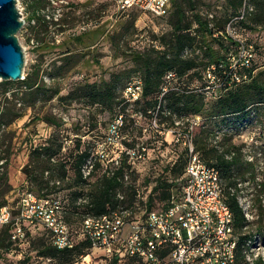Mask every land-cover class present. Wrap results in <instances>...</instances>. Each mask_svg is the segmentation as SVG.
Here are the masks:
<instances>
[{"label": "trees", "instance_id": "obj_1", "mask_svg": "<svg viewBox=\"0 0 264 264\" xmlns=\"http://www.w3.org/2000/svg\"><path fill=\"white\" fill-rule=\"evenodd\" d=\"M44 1L33 0L29 7L31 13L30 21H34L31 27L37 33L42 30H46L47 32L50 25V18L40 13L42 9L46 8ZM228 1L232 10L237 12V15L244 0ZM192 2L189 0L190 5L195 9ZM180 3H182V0H173L169 13L166 15L168 16L171 13L173 6L172 15L174 20L172 21V30L162 35L159 39L167 47L161 52L152 50L151 54L135 53L134 63L137 64V68L134 71L137 73L126 81L123 90L129 82L139 78L143 85L142 94L132 105L144 103L142 110L145 114L149 115L151 113V117L161 115V112L167 108L179 111L180 115L190 111L191 113L206 117L205 120L209 121L211 127L197 134L195 148L203 161L218 168L221 176L228 180L226 187L223 188V196L233 213L234 227L237 233L246 227L249 221L239 203L238 193L240 188L237 187L238 182L236 179L242 178V182L247 181L244 176L246 173H250L249 179L255 182L257 175L254 173V167L251 163L248 164L250 170L243 171L244 166L238 157H234V150H221L217 144L209 145L202 134L206 132V134L213 137L216 133L220 132L222 137L225 135L229 136L233 131L247 129L257 122L259 106L264 104V81L260 77V73L264 74V71L257 73L256 59L258 56V45L256 42L244 37L243 34H246V31H257L258 28L264 25V0H252L253 9L247 13L244 19L238 21L236 25V37L226 33L225 26H211L210 22L203 18L199 12H195L193 20L189 21L186 11ZM133 9L138 8H132L127 11L129 12ZM63 16L57 20V25L67 24L65 22L66 14ZM193 22L197 24L194 32L192 31ZM238 26L241 29H238ZM242 29L244 33L241 32V36L238 33ZM64 30L61 27L59 31L63 32ZM197 34L200 35L202 44H204L202 46L206 63L204 64L203 71H199L198 69V59L182 58L185 48L196 42ZM84 38V34H79L74 38V41L81 43ZM238 39H242L246 44L252 45L253 58L247 66L234 69L230 67L229 57L237 52ZM65 43L64 41L56 44L54 40L45 45L44 48L61 47ZM42 44V40H37L35 43L37 46H42ZM78 57L79 54L75 45L73 47L66 46L58 52V61L53 64L51 71L47 73L49 79L53 81L52 84H48L44 80L42 69L36 64L28 73H25L24 79L17 81L2 80L0 82V152L2 154L0 155V209L8 207L10 211L9 220L0 226V254L11 251L15 244L24 243L28 235L27 227H40L45 229L49 234V241L42 238L35 247L36 255L42 259L55 260L58 264H73L79 257L88 255L89 250L92 248L91 242L84 237L82 239L75 238L73 248L58 249L53 244L51 233L48 229L30 224L21 217L20 200L18 202L19 213L13 216L8 199L6 198L7 193L13 188L9 182L7 170L13 139L10 134L11 132L7 129L15 120L22 117L28 108L34 109L35 104L40 99V94L44 95L46 101L57 98L59 102L66 105H71L74 102L83 103L90 109L92 114L102 110H114V118L119 115L123 116V128H125V109L130 104L126 103L123 98V90L122 97L120 98L119 96L118 89L122 81V77L119 74L100 82H82L67 93H63V88L55 82V79L64 77L67 74L73 60L77 64ZM210 65H215L216 67L215 74L218 79V86L216 91H211V94H208V82L205 74L206 69ZM171 73H174L175 77L168 79L167 75ZM196 77L200 78L202 83L197 88H191L186 83L187 78L194 79ZM236 77H239L240 80L236 81ZM172 80L177 81L176 83H179L178 86L175 85L176 87H174L171 85ZM164 88L167 91L162 96ZM208 98L211 99L209 102L207 101ZM33 119L42 120L56 127H60L62 124L61 119L51 112L43 114L35 112ZM93 127H96V125H93ZM6 139L9 141L4 150L2 141ZM93 148L82 146L81 142L78 141L74 148L70 152H67V156L63 157L60 155L63 143L60 141L58 134L53 133L45 141L32 145L28 162L22 169L29 187L32 188L28 192L35 194L37 197H48L50 194L60 195L58 193L62 188H78L73 193L75 196L72 204L66 208V211H68L67 215L64 212V217L68 224L69 215H77L81 223L84 214H103L110 209L117 208L119 205H126L127 202L132 203L135 199L134 186L129 185L128 188H125L126 181L124 180V176L126 173H129L130 168L126 159L123 161L121 167L114 171L113 175H108L101 168L103 173L94 182L93 189L88 190L87 188H83L89 184L90 178L98 168L102 167L99 159H96L95 168L91 176L88 179L83 178L81 168L93 153ZM5 151H7V155L3 154ZM228 154L233 155L231 158H227ZM177 162L170 168V172L181 175L185 167ZM236 171L238 174H236ZM66 180H71V184L64 185ZM256 185L264 189V172L262 173V180ZM174 186L173 180L158 179L153 192L148 195L149 209L167 207L172 191L177 189ZM86 192L91 197V206H78L76 199ZM118 192L124 195V201H120L117 198ZM158 203L161 204V207H157ZM18 225L24 231L23 238H14ZM78 228L77 226L76 228H72V230L76 232ZM259 236L264 237V234H261L259 230L256 233L239 234L237 257L234 264H264L263 256L258 255L250 262L245 254V249L250 248L253 244H257L256 239ZM27 260H30V258H27ZM124 260L128 264H139L134 258H125ZM119 262L121 261L118 258L110 260V264H117Z\"/></svg>", "mask_w": 264, "mask_h": 264}, {"label": "rangeland", "instance_id": "obj_2", "mask_svg": "<svg viewBox=\"0 0 264 264\" xmlns=\"http://www.w3.org/2000/svg\"><path fill=\"white\" fill-rule=\"evenodd\" d=\"M25 6L24 21L25 24L18 33L19 43L23 49L25 66L24 73H28L36 64L42 69L44 80L48 84L53 81L49 79L47 73L52 69L53 64L58 61V52L66 46L78 50V62L74 60L71 68L64 77H58L55 82L63 88V93H67L77 84L88 81L108 80L111 76L119 74L122 81L119 85L118 93L122 97V90L126 81L135 73L137 64L134 63V54H151V51L161 52L167 45L160 41V37L172 30L173 6L171 13L164 18H157L148 12L140 9H133L129 12L122 13L118 10L112 0H45L46 14L50 18L49 29L35 32L31 27L34 22L31 20L29 10L31 2L20 0ZM194 8L190 5L189 0H182V7L186 11L189 21L193 20L194 13L199 12L203 18L210 22L211 26L220 25L224 27L236 15L230 6L228 0H191ZM247 5L252 6V0H246ZM48 5V6H47ZM66 14V25H57L56 22ZM64 17V16H63ZM52 19V21H51ZM64 28L63 32L59 31ZM197 28L195 22L192 23V31ZM238 29H241L238 26ZM244 33V30H239ZM244 37L256 42L258 45L257 73L264 71V25L257 31H246ZM79 34H84L85 38L81 43L74 41ZM242 36V35H241ZM37 40H42L43 44L35 45ZM66 42L61 47H45L49 42L54 41ZM200 35L197 34V40L194 44L187 46L182 53V58L198 59L199 71H203L206 63L205 53ZM215 47H217L215 45ZM81 54V55H80ZM59 64V63H58ZM261 74V80L264 81V74ZM1 82V81H0ZM177 81L172 80L171 85L178 86ZM186 83L191 88L200 86L201 79L196 77L188 79ZM176 85V86H175ZM212 86V85H211ZM213 89L208 90L211 94ZM210 98L207 99L209 102ZM210 104V103H209ZM143 104L132 105L125 109V128H122L121 138L126 146H144L147 150V159L144 162L127 163L130 165L125 188L132 185L139 188L143 195L153 192L158 179L173 180L174 188H179L182 183L184 174H174L170 168L178 162L186 166L187 150L182 144L173 142V135L168 134V130L176 129L185 131L190 119L195 115L190 111L182 115L179 111L173 109H164L161 115L156 117V125H153L154 117L151 113L145 114L142 110ZM35 112L41 114L51 112L61 119V126L56 127L42 120H35ZM113 110L97 111L94 114L83 103L74 102L66 105L57 98L46 101L44 95L40 94V99L35 104L34 109L28 108L25 114L15 120L7 129L11 133L12 148L7 165L9 182L12 189L7 193L11 214L16 216L19 213V200L21 196L31 191L32 188L26 181L22 171L24 165L28 162L29 153L32 145L41 143L49 138L53 133L58 134L60 141L63 143L61 156H67L75 144L80 141L82 146L93 148V152L101 153L102 142L108 134L110 122L114 118ZM170 112V113H169ZM184 116L187 119H181ZM194 128V146H196L197 134L211 127L209 121L205 120L204 115ZM264 104L259 106V117L257 122L249 128L233 131L231 135H225L219 140L217 145L221 150H234V157H238L244 166L243 171L250 170L248 164L254 167V173L257 175L256 181L249 179L250 173H246L244 178L247 181L242 182V178L236 179L237 187L240 188L238 199L247 211L249 224L237 234L248 232L256 233L258 230L264 234V189L259 188L256 184L262 180L264 172ZM178 123V124H177ZM96 125V127H93ZM201 135V134H200ZM206 143L216 145L212 137L206 132L202 134ZM201 135V136H202ZM207 135V137H206ZM202 138V137H201ZM8 139L2 141L4 150L8 145ZM202 152V151H200ZM3 154L7 155V151ZM0 155L1 152H0ZM102 167H99L94 175L90 178L89 184L83 188L88 190L94 186V182L101 176ZM236 174L237 171H236ZM223 187H226L228 180L222 177ZM59 184V183H57ZM70 185L71 180H66L64 185ZM93 189V188H92ZM78 188H62L58 194L62 198L64 206L63 211L67 215L66 208L72 204L73 193ZM57 194H50L54 196ZM1 196V188H0ZM161 207L158 203L157 207ZM69 224L72 228L79 227L80 218L77 215H69ZM70 227V228H71ZM71 228V229H72ZM27 240L22 244H15L11 251L0 254V264H58L55 260L42 259L36 255L35 247L38 241L45 238L49 241V234L43 228H29ZM129 232L126 227L124 235ZM257 244L251 247L252 259L257 255L264 258V237L259 236ZM90 255V256H88ZM79 257L73 264H110V260L97 249H90L89 254ZM88 256V257H87ZM30 258V260H27ZM117 264H128L123 260Z\"/></svg>", "mask_w": 264, "mask_h": 264}, {"label": "built area", "instance_id": "obj_3", "mask_svg": "<svg viewBox=\"0 0 264 264\" xmlns=\"http://www.w3.org/2000/svg\"><path fill=\"white\" fill-rule=\"evenodd\" d=\"M112 1L121 12L138 8L155 17H164L169 13L173 0ZM17 6L24 21L26 6L20 0H17ZM252 9L244 0L238 14L225 26V32L236 37L238 21L244 19ZM40 13L49 17L45 9ZM238 40L237 52L229 57L230 67L234 69L247 66L253 58L252 45L246 44L242 39ZM215 70V65H210L206 69L207 90L216 91L218 79ZM24 77L25 73L23 79ZM174 77V73L167 75L168 79ZM235 79L240 80L239 77ZM142 90V81L139 78L133 79L123 90L125 102L133 104L140 98ZM166 91L164 88L162 96ZM156 117L157 115L154 117L153 125H156ZM200 118V115H195L190 119L185 131L168 130V134L173 135V142L182 144L187 150V163L182 183L179 188L172 191L167 207L149 209V194L143 195L135 186V199L132 203L127 202L126 205H119L99 215L84 214L75 232L66 222L60 195L37 197L31 192H26L20 198L21 217L30 224L48 229L53 244L58 249L73 248L75 238L86 237L91 242L92 249L101 251L109 260L118 258L119 261H123L125 258H134L139 264H234L239 234L235 232L234 216L223 196L221 172L203 161L194 146V128ZM181 119L187 118L182 116ZM123 125L122 115L113 119L107 136L99 143L102 147L101 153L93 152L82 165L83 178L88 179L91 176L96 159H99L103 171L108 175H113L125 159L129 164L146 161L147 150L144 146L139 144L126 146L123 143L121 138ZM221 137L222 134L218 132L212 140L217 144ZM232 155L228 154L227 158H231ZM128 174L124 176L126 182ZM117 198L120 201L125 200L121 192L117 193ZM76 204L91 206L90 195L87 192L80 195L76 199ZM240 206L247 217V211L241 203ZM9 217V208H1L0 226L6 223ZM126 227L129 228V232L125 236ZM23 237L24 231L18 225L14 238ZM251 247L245 249L250 262L253 261L250 257Z\"/></svg>", "mask_w": 264, "mask_h": 264}, {"label": "water", "instance_id": "obj_4", "mask_svg": "<svg viewBox=\"0 0 264 264\" xmlns=\"http://www.w3.org/2000/svg\"><path fill=\"white\" fill-rule=\"evenodd\" d=\"M24 24L17 0H0V81L23 79L25 58L18 33Z\"/></svg>", "mask_w": 264, "mask_h": 264}]
</instances>
